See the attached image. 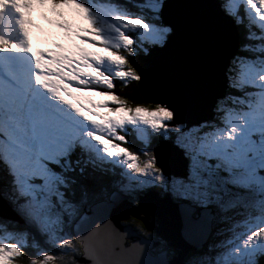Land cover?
Returning <instances> with one entry per match:
<instances>
[{
  "label": "snow or ice",
  "instance_id": "1",
  "mask_svg": "<svg viewBox=\"0 0 264 264\" xmlns=\"http://www.w3.org/2000/svg\"><path fill=\"white\" fill-rule=\"evenodd\" d=\"M32 2V11L17 20L27 49L5 36L10 28L0 13V202L14 214L0 218V264H18L25 256L30 264H60L58 257L71 252L63 242L74 240L87 248L80 257L85 264H104L97 247L111 252L110 264H124L120 253L129 250L134 264H264V0H219L221 11L245 33L226 58L200 21H166L167 0H141L152 24L116 6L101 5L94 13L81 0ZM11 4L7 0L5 11ZM42 5L61 42L77 35L107 41L106 30L114 32L124 54L106 55L124 69L121 76L155 97L110 117L116 139L86 134L89 121H104L52 103L36 86L42 83L38 70L33 83L6 59L24 52L36 56L30 21ZM136 31L139 41L129 34ZM157 53L149 67L137 70V56L152 60ZM217 79L223 90L215 89ZM193 94L204 98L206 114L189 122L178 113ZM129 126L143 145L139 152L129 146ZM159 145L174 149L182 171L166 170ZM149 194L174 208L177 234L192 250L183 259L166 236L147 227L157 224L155 215L115 217L125 200L139 207ZM20 222L24 228L7 232L9 224L20 228ZM132 229L144 239H131ZM29 239L35 256L24 250L22 242Z\"/></svg>",
  "mask_w": 264,
  "mask_h": 264
},
{
  "label": "water",
  "instance_id": "2",
  "mask_svg": "<svg viewBox=\"0 0 264 264\" xmlns=\"http://www.w3.org/2000/svg\"><path fill=\"white\" fill-rule=\"evenodd\" d=\"M189 18L198 20L206 26L223 57L226 58L234 53L237 50V46L240 45L238 29L225 17L224 13L221 11L218 0H167V6L164 10V19L166 21L181 23ZM158 55V53L154 54L152 60H147L143 56H139L136 62L137 70L143 72L152 64L153 60ZM215 89L223 90L222 80H216ZM141 93L144 95L141 94L146 104V101L151 102L155 99L153 95L146 92L143 85H141ZM178 114L180 118L189 122H196L204 118L206 114V102L204 98L193 94L190 100L180 106ZM156 153L160 157V162L165 166L166 170L174 172L182 171L183 161L171 146L159 145L156 147ZM0 203L2 205L4 204L3 202ZM143 213H148L157 217V224L159 226L150 224L147 225V227L149 230H155L157 233L166 236L170 242L179 249L180 256L178 259H183L189 251H192L185 247L184 242L177 234L174 208L167 202L157 199L154 194L141 197L139 207H136L131 200H125L116 210L115 217L117 219L126 220L130 216L139 218ZM12 216L13 214L11 212H6L4 209L2 210L0 205V218L8 219ZM130 238L140 241L144 239L135 229L131 230ZM113 242L117 245L120 244L119 238H116ZM84 243L87 245L88 241L85 240ZM86 251L87 248L82 246L81 256H83ZM96 252L104 261V264H110L112 254L109 250L97 247ZM120 255L124 257V264H134V255L131 250L122 252ZM80 257L77 258L74 264H85ZM145 259L147 260L149 257L146 256Z\"/></svg>",
  "mask_w": 264,
  "mask_h": 264
},
{
  "label": "rangeland",
  "instance_id": "3",
  "mask_svg": "<svg viewBox=\"0 0 264 264\" xmlns=\"http://www.w3.org/2000/svg\"><path fill=\"white\" fill-rule=\"evenodd\" d=\"M6 2L7 0H5L4 2H0V13L7 12L5 11ZM81 2L91 7L94 13L100 11L99 6L101 5L115 6L113 3H109V2L95 3L94 1H91V0H85L84 2L83 1ZM33 7H34V4L32 0H12V4L8 8H11L14 12H16L14 13L12 17L18 20L20 17L25 16V13L31 12ZM116 7L119 11L123 12L124 14L137 17V15L133 13L134 10L125 11L123 8L119 6H116ZM41 8L44 9L43 13H41ZM47 11H48L47 5L36 6V13H34L35 20L30 21V22L32 23V26L34 24L33 26L34 28H36L37 26H39L40 28L36 29L34 35H37L39 37L43 36L45 38L46 37L49 38L50 42L48 41V44H44L46 48L48 47L51 48L53 43L61 44L63 46V49L66 45H74L76 47L81 46L83 49V56L77 55V57L78 58L81 57L82 63L86 65L87 71L92 70V71H95L96 73L95 78L93 79L89 75V73L85 72V74H81L82 77L78 78L80 79L79 81L70 85L71 89L68 92L69 94L66 93V97L69 98L68 102L72 104V107L75 110H77V114L75 115L77 117H80L81 113H86L87 115L92 116L94 120L104 121V123H93V121H89L88 124L84 125V131L86 134L90 135L94 131L95 133H98L99 135H101V137L110 136L113 139H116V136H115L116 123L114 120H110V117L114 113L119 112L121 108H125L126 104L119 103L116 97V94L112 91L113 83L111 87L109 85V80L112 75L118 76L119 78L124 77L120 75V73L124 69L118 66L117 64H115L108 57V55H106L109 52L114 55L124 54L123 50L118 47L119 41L116 39L115 33L112 32L111 30H106L105 36L107 37V41H95L91 39V36L82 38L79 35H77V38H79V44H75L72 41L71 42H61V40L63 39L62 37L60 40L51 41L49 31L44 30V25L48 24L47 23L48 17L46 15ZM69 11L71 12L73 10H69ZM17 14H19V17L17 16ZM139 18L145 20V22L147 23H150V24L153 23L143 17H139ZM70 22H75V21L70 20ZM66 31H67V26H66ZM129 34L133 35L134 38H136L139 41L140 33L138 31L131 32ZM95 49H103L104 54L94 51ZM102 61H110L111 62L110 67L106 69L102 68L100 70H97L95 67L96 64L98 63V65L101 67L102 64L99 62H102ZM67 71L68 70H66V72ZM94 84L97 85L98 88L93 89ZM124 89H127V88H123V91ZM109 104H112L113 107L109 108L108 107ZM126 108H129V107H126ZM68 111L71 112L72 110H68ZM129 129H133V131L136 133L135 128H132L131 126H129ZM129 129H128V133H130ZM86 130H90V132ZM121 134H124V133H121ZM136 139L141 145V142L139 141V137H136ZM141 150L142 149H140L139 151ZM0 205H1L2 210L4 209L6 212H10L9 209L5 206V204L2 205L0 203ZM155 225L159 226L158 224H155ZM151 231L156 232L155 230H151ZM7 232L15 233L14 231H9L8 227H7ZM4 237H5V232L0 231V240H3ZM9 242H16V241H6V243H9ZM27 242H22V243H24L25 246H28L29 243L27 244ZM213 242L214 241L210 240L208 243H213ZM63 244L70 246L71 252H73L74 249L77 250V245H76L75 240L71 242L64 241ZM48 251L52 252L53 249L49 247ZM53 253H57V252H53ZM67 253L69 252H66L62 257H58V259L62 260Z\"/></svg>",
  "mask_w": 264,
  "mask_h": 264
},
{
  "label": "trees",
  "instance_id": "4",
  "mask_svg": "<svg viewBox=\"0 0 264 264\" xmlns=\"http://www.w3.org/2000/svg\"><path fill=\"white\" fill-rule=\"evenodd\" d=\"M81 1L84 2L85 0H81ZM94 1L95 3L109 2L119 7L127 8L128 10H134V13H138L139 16H144V14H146L148 16V20L151 22H154L152 13L146 7L140 6L141 0H94ZM239 34H240V43H241L244 40V35H245L244 30L239 29ZM136 61H137V57L133 61L135 65H136ZM113 79L114 81H112V83L113 85H115V87H113L112 91L116 94L118 101L123 100L124 104H126V107H129L132 109L138 106H147V104L143 100L138 84L132 82L128 78L118 79V78L113 77ZM123 88H127V89H124L123 91ZM129 130H130V133H128L129 140H130L129 146L133 150L139 152L140 149H143V145L142 143L141 145L139 144L138 140L135 137V132L133 131V129H129ZM136 147L139 149H137ZM7 227L9 231L17 232V231H20L25 226L23 225V222H20V228H14L11 224H9ZM75 241L77 245V250L74 249L73 252L77 253V255L74 257L71 254V252L67 253L65 257L62 260H60V264H74L77 258L82 255V245L78 240H75ZM28 243H29V247L25 246L26 248L24 250L29 256H35L36 255L35 251L30 247L33 241L29 239ZM37 243L41 244L42 241H38ZM43 246L49 250V246L47 244H44ZM50 248L53 249L52 252H58L57 247H50ZM18 264H30V262L27 256H25L21 260L18 261Z\"/></svg>",
  "mask_w": 264,
  "mask_h": 264
},
{
  "label": "bare ground",
  "instance_id": "5",
  "mask_svg": "<svg viewBox=\"0 0 264 264\" xmlns=\"http://www.w3.org/2000/svg\"><path fill=\"white\" fill-rule=\"evenodd\" d=\"M4 21H7L10 24H12L11 28L9 27V24L7 25V28H10V30L12 31V37L14 39L13 41H15L16 43L20 45H24V46L28 45L26 37L23 35V29L16 22L17 20L13 18L12 16L4 15ZM65 26L66 25H57L56 27L60 29H65L66 28ZM38 28L40 27L37 26L36 29ZM44 30L49 31L51 41L61 39L60 36L56 35L52 31V27L50 23L44 25ZM48 41H49V38L46 39L43 36L39 37L37 35L33 36L34 48L40 53L47 54V60L43 59L41 61V65L45 71L49 73H55L58 71L63 72L64 68H67L70 66H73V72L75 71V74H77L78 71H81L79 64H82V59L81 57L80 58L77 57V55L83 56V49L81 46L76 47L74 45H66L63 49V46L61 44L53 43L51 48L48 47V51H44L43 49H46L44 44H48ZM108 65H110V63H108ZM28 74L30 75V73ZM49 82H52L53 84H55L54 80L49 79ZM52 97H53L52 98L53 103L59 104L62 107L67 106L70 109L72 108V104L64 101L62 95L58 93H54Z\"/></svg>",
  "mask_w": 264,
  "mask_h": 264
}]
</instances>
